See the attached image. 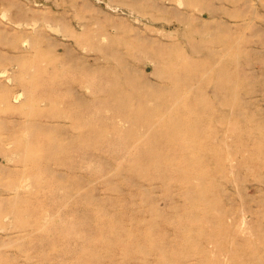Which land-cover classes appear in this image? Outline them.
<instances>
[{"label":"rangeland","instance_id":"rangeland-1","mask_svg":"<svg viewBox=\"0 0 264 264\" xmlns=\"http://www.w3.org/2000/svg\"><path fill=\"white\" fill-rule=\"evenodd\" d=\"M0 264H264V0H0Z\"/></svg>","mask_w":264,"mask_h":264}]
</instances>
